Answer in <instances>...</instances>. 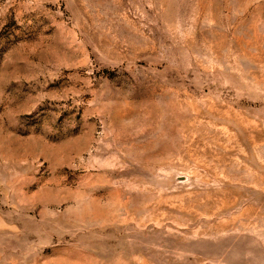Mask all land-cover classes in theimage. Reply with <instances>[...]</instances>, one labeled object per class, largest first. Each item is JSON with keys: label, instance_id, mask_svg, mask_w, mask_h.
<instances>
[{"label": "rangeland", "instance_id": "374dc122", "mask_svg": "<svg viewBox=\"0 0 264 264\" xmlns=\"http://www.w3.org/2000/svg\"><path fill=\"white\" fill-rule=\"evenodd\" d=\"M0 264H264V0H0Z\"/></svg>", "mask_w": 264, "mask_h": 264}]
</instances>
